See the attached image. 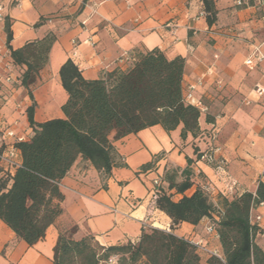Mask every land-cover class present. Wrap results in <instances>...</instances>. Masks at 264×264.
<instances>
[{
	"label": "crops",
	"instance_id": "1",
	"mask_svg": "<svg viewBox=\"0 0 264 264\" xmlns=\"http://www.w3.org/2000/svg\"><path fill=\"white\" fill-rule=\"evenodd\" d=\"M213 1L217 18L208 26L198 0H0L4 16L0 40L6 41L8 22L11 49L47 32L56 36L32 91L35 122L63 117L60 108L67 95L58 72L65 61L75 64L83 79L97 80L106 72L125 71L128 55L158 49L168 60H184L182 88L190 91L191 102L206 108L199 129H214L210 145L226 163L224 174L198 160L193 147L203 152L206 143L190 136L182 141L180 127L167 133L156 125L128 135L113 143L122 166L107 177L89 162L75 161L59 183L63 212L41 241L29 247L0 221V264H51L58 233L73 227L74 240L90 235L104 247L134 241L144 218L152 229L178 238L198 241L206 235L209 238L202 240L207 244L213 241L204 231L207 219L171 230V221L154 209L153 179L175 172V181L180 182L181 172L187 170L193 186L185 195L208 185L214 201L226 196L231 183L236 195L254 193L258 183L264 184V63L255 68L244 65L253 47L264 48V0ZM40 19L44 23L34 28ZM3 64L0 61V80ZM203 76L201 85L190 90ZM0 94L4 98L0 118L7 124L16 120L15 133L28 136L24 112L31 102L26 92L0 83ZM17 104L21 111L15 109ZM251 217L260 218L261 233L254 242L264 252V203Z\"/></svg>",
	"mask_w": 264,
	"mask_h": 264
},
{
	"label": "trees",
	"instance_id": "2",
	"mask_svg": "<svg viewBox=\"0 0 264 264\" xmlns=\"http://www.w3.org/2000/svg\"><path fill=\"white\" fill-rule=\"evenodd\" d=\"M198 1L207 25H213L217 18L214 1ZM44 21L40 19L34 28ZM5 34L10 61L18 70L17 86L31 102L24 114L32 134L15 144L20 167L12 175L0 170V221L27 246L41 241L62 214L64 197L59 183L78 158L107 177L113 168L122 166L113 143L156 125L167 133L180 127L182 141L188 136L203 140V152L193 147L198 160L212 149L214 129H199V119L206 111L202 113L185 99L182 58L168 60L158 49L130 54L125 71L106 72L97 80L83 79L77 66L67 60L58 72L67 95L60 108L63 117L37 123L32 91L56 36L47 32L41 39L13 50L9 47L8 22ZM175 176V172H168L161 177L154 209L171 221V230L182 223L196 226L208 220L217 235L220 258L207 256L205 264H264V252L254 242L261 230L250 222L252 211L264 203L263 183L257 184L254 193L232 198L222 194L214 201L203 191L204 185L185 195L193 186L187 170L181 172L182 181L176 182ZM177 195L180 198L173 200ZM76 229L58 233L51 264H107L110 258H116V264H201L193 240L178 238L172 232L142 229L134 241L104 247L91 236L74 240Z\"/></svg>",
	"mask_w": 264,
	"mask_h": 264
},
{
	"label": "built area",
	"instance_id": "3",
	"mask_svg": "<svg viewBox=\"0 0 264 264\" xmlns=\"http://www.w3.org/2000/svg\"><path fill=\"white\" fill-rule=\"evenodd\" d=\"M237 4L240 5L241 3L239 2ZM200 15L204 16V13H201ZM3 22H4L3 7L0 5V23ZM9 54L10 52L6 44L0 40V61L4 63L3 65L5 70V75L0 80V83L1 84L3 83L8 86H15L18 83L17 81L18 75L16 73V69L14 68V66L10 61ZM263 63H264V48H262V46L253 47L248 57L244 60V65L248 68H255L259 65H262ZM208 73L212 74L210 70ZM203 78L204 76L200 78L199 81H197L195 86H191L190 90H193L195 87L200 86ZM185 99L187 102L197 107L202 113L206 111V108L200 102H196V103L191 102L192 97L190 91L187 92ZM3 104H4V98L0 94V110ZM15 109L21 111V105L17 104L15 106ZM17 123L18 122L14 120L11 124H7L0 118V170L2 174L12 175L13 172L17 168H19L21 164L20 154L19 151L15 148V144L26 141V136L17 135L15 133L13 127H15ZM216 152L217 150L212 148L208 153L203 154L200 160H203L207 164L212 165L216 171L225 174V165H226L225 160L215 156ZM160 179H161L160 177H156L152 181V189H151L152 203L154 202L156 189L159 186H161ZM234 186L235 184L231 183L230 186L227 188L226 197L232 198L236 195V193L234 192ZM202 189L210 196H213L212 190L208 185L202 186ZM259 221H260L259 217H254V218L250 217V222L253 224H257ZM147 222H148L147 218H144L141 221L142 229L144 230L152 229ZM205 231L207 234L213 235V237L217 239V235L214 232L213 226L209 222L205 228ZM191 243L194 245L196 250L207 253L209 256L220 258L218 250L206 249L205 246L202 244V241H192ZM107 264H116V258H110L107 261Z\"/></svg>",
	"mask_w": 264,
	"mask_h": 264
},
{
	"label": "rangeland",
	"instance_id": "4",
	"mask_svg": "<svg viewBox=\"0 0 264 264\" xmlns=\"http://www.w3.org/2000/svg\"><path fill=\"white\" fill-rule=\"evenodd\" d=\"M17 73H18V70H17ZM29 128V127H28ZM31 131H29V135L28 136H26V140H28L29 138H30V136H31ZM3 176V175H2ZM207 224H208V222H207ZM207 224H206V226H207ZM206 226H205V228H206ZM205 228H204V231H205ZM162 231V230H161ZM205 233H206V231H205ZM207 234V233H206ZM207 235H209V236H213V235H210V234H207ZM87 236H90V235H87ZM92 237V236H91ZM209 237L208 236H206V235H204V236H202V237H200V239L201 240H198V241H202V244L205 246V248L206 249H208V250H218V252H220V249H219V244H218V239H215L214 237H213V241H211V242H209V243H207V244H205V242L202 240V239H208ZM198 251V250H197ZM199 252V254H200V256H201V264H204L205 263V259H206V257L207 256H209L207 253H204V252H200V251H198Z\"/></svg>",
	"mask_w": 264,
	"mask_h": 264
}]
</instances>
